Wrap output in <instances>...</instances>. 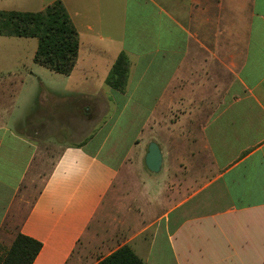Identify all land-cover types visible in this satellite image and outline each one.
I'll use <instances>...</instances> for the list:
<instances>
[{
  "label": "crops",
  "instance_id": "1",
  "mask_svg": "<svg viewBox=\"0 0 264 264\" xmlns=\"http://www.w3.org/2000/svg\"><path fill=\"white\" fill-rule=\"evenodd\" d=\"M60 1L79 41L61 87L35 73L37 38L0 35V255L21 233L41 243L32 264H96L125 244L145 264H264V0ZM121 52L123 91L105 82ZM37 92L85 119L128 109L137 188L113 189L132 161L118 145L89 149L83 127L44 173L28 135L39 126L15 113ZM152 141L158 172L144 163Z\"/></svg>",
  "mask_w": 264,
  "mask_h": 264
},
{
  "label": "trees",
  "instance_id": "2",
  "mask_svg": "<svg viewBox=\"0 0 264 264\" xmlns=\"http://www.w3.org/2000/svg\"><path fill=\"white\" fill-rule=\"evenodd\" d=\"M0 35L37 38L33 60L53 72L68 75L75 65L79 47L78 33L60 0L39 11L0 10ZM129 64L127 55L121 52L106 76V84L123 91L127 84ZM40 248L39 241L18 233L10 247L0 255V264H32ZM96 264L145 262L125 244Z\"/></svg>",
  "mask_w": 264,
  "mask_h": 264
},
{
  "label": "rangeland",
  "instance_id": "3",
  "mask_svg": "<svg viewBox=\"0 0 264 264\" xmlns=\"http://www.w3.org/2000/svg\"><path fill=\"white\" fill-rule=\"evenodd\" d=\"M20 49L24 61V55H27L28 50L24 52V47ZM35 66L37 68L35 73L40 76L47 87H61V81L59 80L63 79L62 75L44 66ZM22 72L24 73V70ZM54 101L47 100L42 102L40 94L37 92V95L35 94V96L24 103V107L21 106V103L15 104V113L17 112V115L24 117V120H31V124L34 126H39L38 134L28 133V135L39 139V158L44 163L42 165L43 172L47 173L50 169L52 161H54L60 150L58 147L63 143L78 140V129L83 127L87 136L92 135L88 145L89 149H95L97 145L101 144V155L107 157L106 151L113 145H118L117 151L121 154L127 153L132 161V164L127 163L122 167L121 174L116 183H114L113 189L123 188L130 191L136 189L137 182L133 181L131 173L134 169L138 170L137 168H141V171H139L141 173L145 171L143 165H139V162L142 161V151L137 148H130L135 133L133 122L131 121L132 118L128 115V109L120 115L115 111L114 107L116 103L119 105L120 102H110V107L107 108V111L98 116L97 110L94 109L92 111V116L94 117L85 119L80 115L78 109L75 110L73 105L70 106L69 102L61 103L59 101L61 104L59 103L58 105ZM32 189H30V192ZM33 190H37V188Z\"/></svg>",
  "mask_w": 264,
  "mask_h": 264
},
{
  "label": "water",
  "instance_id": "4",
  "mask_svg": "<svg viewBox=\"0 0 264 264\" xmlns=\"http://www.w3.org/2000/svg\"><path fill=\"white\" fill-rule=\"evenodd\" d=\"M144 163L151 172H158L162 163L161 150L155 142H150L144 156Z\"/></svg>",
  "mask_w": 264,
  "mask_h": 264
}]
</instances>
